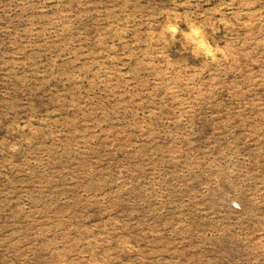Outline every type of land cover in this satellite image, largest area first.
<instances>
[{
	"label": "rangeland",
	"instance_id": "rangeland-1",
	"mask_svg": "<svg viewBox=\"0 0 264 264\" xmlns=\"http://www.w3.org/2000/svg\"><path fill=\"white\" fill-rule=\"evenodd\" d=\"M0 264H264V0H0Z\"/></svg>",
	"mask_w": 264,
	"mask_h": 264
}]
</instances>
